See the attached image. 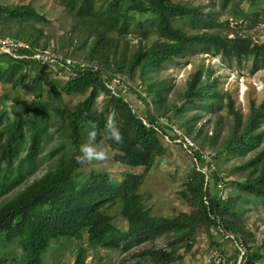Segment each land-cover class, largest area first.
<instances>
[{
    "label": "trees",
    "instance_id": "16d2710c",
    "mask_svg": "<svg viewBox=\"0 0 264 264\" xmlns=\"http://www.w3.org/2000/svg\"><path fill=\"white\" fill-rule=\"evenodd\" d=\"M54 1L66 27L51 37L45 31L51 21L31 2L0 0V38L28 45L14 55L0 52V264H43L48 251L71 240L77 242L73 264H85L89 253L95 258L98 248L123 253L120 264H171L181 260L179 250L189 253L204 231L208 248L222 255L219 239L233 242L226 235L246 246V258L238 262L232 243L233 253L226 258L230 264L264 262V240H257L242 208L250 203L264 209V101H250L242 113L220 85L222 76L203 63L189 73L173 101H166L168 87L161 82L145 83L188 53L264 62V39L240 35L229 24L230 17L246 20L250 14L264 23L259 0H209L206 9L184 0ZM52 40L49 48L57 58L35 59ZM65 59L78 64L67 65ZM116 75L143 85L145 97L135 90L126 95L112 91ZM27 85L29 101L20 103V89ZM129 95L143 101L145 115L134 109ZM64 96L78 101L62 106ZM108 124L119 133L118 140ZM50 126L68 142L50 149L52 164L27 181ZM174 126L201 145L188 154L191 164L178 192L187 210L156 216L139 191L145 175L168 152L164 137L178 139ZM90 131L94 143L108 147L114 163L140 168L142 174L112 178L98 168L80 170V146ZM21 183L22 189L9 197ZM11 246L19 254L7 258ZM95 264L105 263L99 257Z\"/></svg>",
    "mask_w": 264,
    "mask_h": 264
},
{
    "label": "rangeland",
    "instance_id": "374dc122",
    "mask_svg": "<svg viewBox=\"0 0 264 264\" xmlns=\"http://www.w3.org/2000/svg\"><path fill=\"white\" fill-rule=\"evenodd\" d=\"M3 1L10 4H26L31 2L37 11L45 14L51 21V26L45 30L51 37L62 33L66 27V20L63 18L62 9L54 0ZM184 1L190 2L194 5H201L204 9L210 8L211 6L209 0ZM258 3L260 8H264V0H259ZM226 17V15L219 16L218 22H224ZM229 24L232 29L240 35L249 36L255 41L264 39V23L260 20H254L252 14L248 15L246 20L230 17ZM185 27L188 30L191 29L188 25H185ZM229 37H232V35H229ZM53 44L54 40L47 45L46 49L49 54H52L49 46L51 47ZM186 60H189L190 62L185 64ZM199 63H203L204 66H210L217 72L218 75L222 76L220 85L230 92L232 98L234 99L235 106L239 108L242 113L246 114L248 112L250 101H253L255 105L264 101V62L260 61L254 65L251 60H243L240 63H237L234 60L222 61L219 57H209L203 54L188 53L183 57L177 58L174 62L167 64L165 69L161 70L157 75L152 76L149 79L146 78L145 83L161 82L164 87H168V90L164 94L167 99L166 101H173L178 94L183 91L189 73L193 71ZM141 86L143 87V85ZM28 88L29 86L27 85L25 90L20 89V103H27L29 101V96L26 94ZM1 93L2 86L0 85V94ZM129 97L133 102L134 109L141 115H145L144 113L146 108L143 101L138 100L134 95H129ZM101 98L102 97L98 99V102ZM77 101L78 99L73 96H64L62 106H69ZM147 101H149L148 98ZM150 108L154 114L158 113L157 108ZM56 128V126L49 127V132L45 135L42 141V148L35 164L32 170L26 175L27 181L38 178L41 174H43L46 168L52 164L55 157H49L48 152L50 149L54 148L59 143L68 142L66 138L63 140L59 138V136L54 132ZM175 129L177 128L175 127ZM87 143L93 144L98 151H102L103 155L100 159L86 160L82 158L81 154L80 170L82 169L85 171L90 167L98 168L103 172L108 173L112 178H121L123 176L128 178H137L138 175L142 174V169L140 168H126L114 163L111 160L110 150L106 145L96 144L92 140H88ZM163 143L165 144L168 152L160 160H157L151 171L145 175L139 191L142 195L143 203L146 208L149 209L152 215L156 216H169L175 211L187 210L181 203L178 197V192L181 189L186 169L191 164L188 158L189 153L179 145L178 139H169V141H165ZM194 143L197 148L201 145L198 144V142ZM262 146L264 147V139ZM200 153L208 156L205 151L204 153H202V151ZM228 164H231V162ZM214 167L215 169H221L219 164H214L213 168ZM12 178L13 177L11 176L7 182L11 181ZM23 186V183L13 186L8 193L9 197L22 189ZM223 197H225V193H223ZM242 208L244 209L243 217L249 228L255 232L257 240H264V209L259 205L255 206L250 203L242 204ZM118 222L120 223V221ZM206 236L207 232L204 231L199 237L196 245L189 253L182 254V251L179 250L178 254L182 255L181 260H177L171 264H210V256L213 250L208 248L209 241ZM218 243L222 253L226 257L233 253L234 248L231 242L226 239H219ZM82 244L85 245L86 243L82 242ZM155 244L160 246L162 244V239L156 240ZM76 248V240L67 241L62 246H59L58 249L48 251L43 264H73ZM5 252L7 258L14 255L18 256L19 254V250H17L16 246L7 248ZM123 256L124 254L118 250L98 248L95 258L91 253L87 255L85 264H95L99 261V257L102 258V262L105 264H120ZM129 264H131V262ZM142 264L157 263L146 261ZM255 264H264V262L257 261Z\"/></svg>",
    "mask_w": 264,
    "mask_h": 264
},
{
    "label": "built area",
    "instance_id": "2783aa9c",
    "mask_svg": "<svg viewBox=\"0 0 264 264\" xmlns=\"http://www.w3.org/2000/svg\"><path fill=\"white\" fill-rule=\"evenodd\" d=\"M26 48H28V45L22 41L10 39V38H0V52L1 53L14 55V53L18 49H26ZM33 57L35 59L42 60L44 62L57 58V56H54L53 54H49L48 51H46L43 54L36 53ZM58 59H61V58H58ZM65 63L67 65L78 64L77 62L72 61L70 59H65ZM81 66H84V64H81ZM109 87L112 91H114L116 88L119 89L120 93L123 95H126L129 92V90H135L136 92L141 94V96L145 97L143 87L140 84H133L132 81H130L129 79H126V78L119 76V75L113 76L111 78V82H110ZM157 120L159 123L165 124L164 119L159 118ZM170 128L174 134H177L179 136L178 142L182 143V147L188 153H190L192 149H198L197 146L195 145V143L192 140H190L187 136L181 134L180 131L175 129V127H170ZM164 139H165V141H169L168 137H164ZM203 158L205 159L206 163L210 162V159L208 156L203 155ZM211 166L213 168V165H211ZM206 170H207L206 166L201 168L202 172H205ZM226 238L232 239L233 240L232 243L234 244V247H236L237 250L239 251V257H238L239 261L238 262H244V260L246 258L245 257L246 246L240 240L235 241L234 237L232 235H226ZM210 258H211L210 261L213 264H230V262H228L226 259L227 257L225 255H222L221 253H219L217 251H213L211 253Z\"/></svg>",
    "mask_w": 264,
    "mask_h": 264
},
{
    "label": "clouds",
    "instance_id": "9594fccd",
    "mask_svg": "<svg viewBox=\"0 0 264 264\" xmlns=\"http://www.w3.org/2000/svg\"><path fill=\"white\" fill-rule=\"evenodd\" d=\"M93 129L95 127V125L92 126ZM109 134H111L112 136L116 137V139H119V133L111 126V124L106 125ZM95 136V132L94 131H90L88 133V138L89 141H91ZM80 153L82 154V158L86 159V160H92V159H100L102 158V151H98L97 148L91 144V143H85V144H81L80 146Z\"/></svg>",
    "mask_w": 264,
    "mask_h": 264
}]
</instances>
